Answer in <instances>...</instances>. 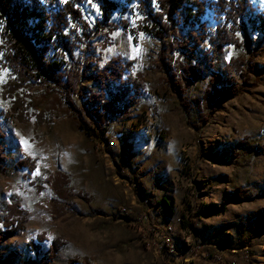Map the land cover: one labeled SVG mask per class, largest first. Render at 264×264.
<instances>
[{
    "label": "rangeland",
    "instance_id": "1",
    "mask_svg": "<svg viewBox=\"0 0 264 264\" xmlns=\"http://www.w3.org/2000/svg\"><path fill=\"white\" fill-rule=\"evenodd\" d=\"M116 1L109 22L98 2L82 6L93 36L89 51L77 55L90 61L89 74L120 57L142 74L144 89L127 117L107 127L108 140L99 145L80 128L77 112L53 84L33 78L14 90L7 84L15 82V74L0 64V129L6 135L0 142L8 155L0 172V231L11 232L0 245L5 264H264L261 33L252 34L258 52L255 71L244 66L237 74L240 83H249L235 97L213 105L210 119L203 122L212 109L203 104L211 72L222 70L233 57H248L249 49L225 45L211 72L190 84L184 95L191 104L189 117L168 73L157 66L160 50L170 46L173 36L164 45L147 29H138L143 11L137 2ZM252 4L264 12V0ZM204 20L213 35L219 24L214 11L208 9ZM238 36L245 42L242 32ZM210 46L206 40L196 56ZM172 55L176 69L189 59L180 48ZM83 84L88 93L98 89L92 77ZM85 103L79 99L78 106ZM17 104L21 107L15 109ZM83 116L95 126L86 111ZM243 139L245 145L238 146ZM164 150L168 159L162 157ZM26 157L36 164L33 172L15 165ZM52 183L70 196L60 197ZM219 184L223 198L222 191L207 192ZM175 186L184 195L172 218L154 203L163 189ZM237 189L240 199L223 203ZM145 193L150 208L142 202ZM55 238L60 243L53 251ZM159 240L167 241L173 260L163 256Z\"/></svg>",
    "mask_w": 264,
    "mask_h": 264
},
{
    "label": "trees",
    "instance_id": "2",
    "mask_svg": "<svg viewBox=\"0 0 264 264\" xmlns=\"http://www.w3.org/2000/svg\"><path fill=\"white\" fill-rule=\"evenodd\" d=\"M88 1L0 0V64L15 74V82L7 84L14 90L23 87L33 78L43 84H53L60 96L77 112L80 128L99 145L107 138V127L115 119L127 117L129 108L136 105L144 89V82L142 74L134 72L130 63L120 57L112 58L102 68L94 69L89 74L90 61L82 60L77 55L78 51H89L93 36L91 25L82 11V6ZM92 1L100 4L106 22H109L112 13L119 6L116 0ZM126 1L137 2L139 9L143 11V20L138 24V29H147L166 46V37L170 34L173 36L170 46L160 50L157 66L168 73L167 81L176 92L187 116L190 117L191 112V104L184 96L187 89L195 80L211 72L225 45H233L235 48L245 46L249 49V56L233 57L222 70L211 72L209 88L203 98L204 107L211 109L213 105L235 97L242 91L243 83H249L246 80L240 83L237 74L244 66L249 72L255 71L253 62L258 52L253 47L252 34L259 31L262 40L264 39V12H259L253 6L252 0ZM208 9L213 10L219 20L213 35L209 34L210 29L204 20ZM181 28H188V33L183 35ZM240 32L244 34L243 43L238 36ZM206 40L210 41V48L197 57L195 52ZM83 46L88 50H84ZM178 48L189 59L186 64L176 69L172 64V53ZM195 57L196 63L192 59ZM88 77H92L98 86L97 90L89 93L83 84ZM79 99H86V103L78 106ZM200 104L202 101L198 102L199 107ZM20 107L17 104L15 109ZM214 110L212 108L208 114L202 116L203 122L210 119L211 111ZM85 111L95 126L84 118ZM5 136L0 129V141ZM245 139L239 141L238 146H244ZM7 159L5 147L0 142V172H3L2 163ZM15 165L17 168L26 167L30 172L36 168L35 162L29 157L18 160ZM48 181L54 183V177H50ZM52 186L60 197L70 196L63 188H57L56 184ZM240 191L235 190L223 203L240 199ZM260 197H264V191ZM159 203L165 215L172 217L174 212L168 200L162 198ZM218 210L214 207L211 209ZM10 233L9 230L0 231V245ZM159 242L162 244L163 256L173 260L175 253L169 250L167 241ZM59 243L60 239L55 238L51 250L56 251ZM0 264H5L1 255ZM20 264L34 262L23 261Z\"/></svg>",
    "mask_w": 264,
    "mask_h": 264
},
{
    "label": "crops",
    "instance_id": "3",
    "mask_svg": "<svg viewBox=\"0 0 264 264\" xmlns=\"http://www.w3.org/2000/svg\"><path fill=\"white\" fill-rule=\"evenodd\" d=\"M163 158H167L168 159V157H167V153L165 152V150H164V152H163V156H162ZM220 177V176H219ZM217 187V188H216ZM168 189H163V191H164V194L161 196V198L159 199V201L162 199V198H166L167 200H168V202H169V204H170V206H171V208H172V210H173V212H174V214H173V217H175V215H176V202L178 203V201H179V197H181L182 195H184V192L181 190V189H179V188H177V186H175V187H167ZM211 189V190H210ZM215 191H217V192H220V191H222V194H221V196H220V198L222 197L223 198V196H224V194H225V191L223 192V186L222 185H217V186H212L211 188H210V186L209 187H207V192L208 193H210V192H215ZM148 196V194L147 193H145V194H143V203L144 204H147L148 205V207L150 208V198L149 197H147ZM159 201H157V202H155L154 203V206H157V208H158V210H160V208H162V206H161V204L159 203ZM162 210H163V208H162ZM148 211V210H147ZM172 217V218H173ZM210 227H212L213 228V226H209L208 228H210ZM247 228H243V230H242V234H244L245 233V235H244V237L247 235L246 233H247V230H246ZM251 228H249V230H250ZM250 232H252L251 230H250ZM246 246H248V244H246ZM246 246H243V247H241V248H244V247H246ZM214 247H216V246H214ZM219 247H222V246H219ZM226 249V248H225ZM228 249V248H227ZM226 249V250H227ZM237 249L238 248H235L234 250L235 251H237Z\"/></svg>",
    "mask_w": 264,
    "mask_h": 264
},
{
    "label": "snow or ice",
    "instance_id": "4",
    "mask_svg": "<svg viewBox=\"0 0 264 264\" xmlns=\"http://www.w3.org/2000/svg\"><path fill=\"white\" fill-rule=\"evenodd\" d=\"M24 143H25V145H28V141L27 140H25ZM37 172H39V169H37Z\"/></svg>",
    "mask_w": 264,
    "mask_h": 264
}]
</instances>
